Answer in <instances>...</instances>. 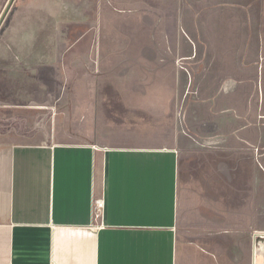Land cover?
I'll return each mask as SVG.
<instances>
[{"label":"crops","instance_id":"1","mask_svg":"<svg viewBox=\"0 0 264 264\" xmlns=\"http://www.w3.org/2000/svg\"><path fill=\"white\" fill-rule=\"evenodd\" d=\"M81 7L83 26L102 31L73 40L57 35L68 5L19 4L0 65L12 77H130L114 90L133 94L113 101L128 130L109 148L50 142L51 131L0 141V264H264V0ZM79 43L95 53L79 56ZM187 102L195 123L231 130L188 132Z\"/></svg>","mask_w":264,"mask_h":264},{"label":"rangeland","instance_id":"2","mask_svg":"<svg viewBox=\"0 0 264 264\" xmlns=\"http://www.w3.org/2000/svg\"><path fill=\"white\" fill-rule=\"evenodd\" d=\"M40 1L0 0V61L3 42L8 38L12 39L14 35V15L19 4H39ZM51 1L57 5H68L70 9L69 12L58 13L61 17L66 15L64 20H59L57 33L59 37H71L75 40L83 34L98 35L100 30L102 31L98 25L95 28L88 27L91 21L85 26L81 23L82 16H87V12L82 11V3L92 5L97 0ZM106 1L108 2V0ZM89 14L90 19L94 18L95 20L94 13L90 12ZM69 16H73L75 20L71 22V19L66 18ZM37 28H39L38 25H35V29ZM34 34L43 35L44 32L41 34L35 31ZM56 46L60 48L58 57H61L67 44L59 43ZM74 48L73 51L79 56L83 53L86 55L95 53L94 50H90L89 44L79 43ZM105 54H108V51ZM124 56L129 57V51L122 52V57ZM17 79H19V83L15 81ZM130 80V77L123 78L115 75L91 77L57 74L12 77L7 75L6 70L0 65V141L16 144H39L49 142L42 133L51 131L56 132L57 135L50 142L92 143L106 148L121 145L123 144L122 137L127 132L129 125L122 122L123 110L115 108L113 101L117 95L129 96L133 93H116L114 86L130 85L132 84ZM32 82L41 84L42 92L33 89L30 86ZM17 83L18 86H16ZM187 104L185 121L188 132L231 130V126L224 122L205 125L195 123L193 103L187 102ZM204 128L205 130H203ZM261 236H264V215H261ZM261 240H264L263 237Z\"/></svg>","mask_w":264,"mask_h":264},{"label":"built area","instance_id":"3","mask_svg":"<svg viewBox=\"0 0 264 264\" xmlns=\"http://www.w3.org/2000/svg\"><path fill=\"white\" fill-rule=\"evenodd\" d=\"M105 208V200L104 198H97L94 197L93 199V211L96 215L99 214V212L103 211Z\"/></svg>","mask_w":264,"mask_h":264},{"label":"bare ground","instance_id":"4","mask_svg":"<svg viewBox=\"0 0 264 264\" xmlns=\"http://www.w3.org/2000/svg\"><path fill=\"white\" fill-rule=\"evenodd\" d=\"M263 242V241H262ZM261 244V243H260ZM264 244L261 246V249L263 248Z\"/></svg>","mask_w":264,"mask_h":264}]
</instances>
